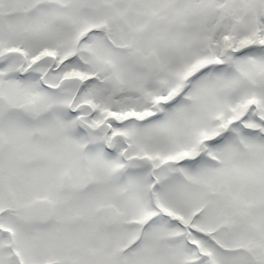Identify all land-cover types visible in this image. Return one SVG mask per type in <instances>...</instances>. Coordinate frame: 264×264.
Instances as JSON below:
<instances>
[{
    "label": "snow or ice",
    "instance_id": "snow-or-ice-1",
    "mask_svg": "<svg viewBox=\"0 0 264 264\" xmlns=\"http://www.w3.org/2000/svg\"><path fill=\"white\" fill-rule=\"evenodd\" d=\"M0 264H264V0H0Z\"/></svg>",
    "mask_w": 264,
    "mask_h": 264
}]
</instances>
